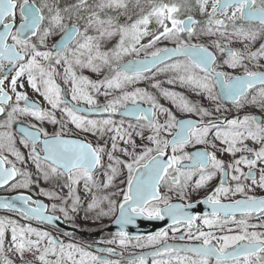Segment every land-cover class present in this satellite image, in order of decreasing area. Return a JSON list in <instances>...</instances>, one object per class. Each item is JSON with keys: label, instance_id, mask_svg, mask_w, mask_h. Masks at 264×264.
Segmentation results:
<instances>
[{"label": "snow or ice", "instance_id": "6c2138e0", "mask_svg": "<svg viewBox=\"0 0 264 264\" xmlns=\"http://www.w3.org/2000/svg\"><path fill=\"white\" fill-rule=\"evenodd\" d=\"M130 4L0 0V188L29 189L32 174L17 165L30 162L59 189L38 193L54 201L50 207L21 193L0 198V209L29 222L53 225L62 216L75 223L82 185L88 201L85 218L89 213L95 219L114 216L119 226L113 239L102 243L126 248L135 240V247H154L127 264H147L148 256L151 264H264V231L257 230L264 229V196L253 194L264 190V118H216L225 101L237 109L252 105L264 112V42L251 50L264 38V0H195L203 20L191 14L189 0H146V8L135 0L139 12H130ZM201 38L209 43L192 42ZM162 41L174 46L156 47ZM130 56L137 58L126 59ZM158 74H171L163 83L190 88L213 102L215 110L163 87ZM25 78L50 108L18 91ZM141 81H148L172 108L198 119L177 118L146 88L128 90ZM101 95L103 105L97 100ZM115 114L122 117L119 122L112 118ZM21 117L60 128L50 135L40 124L23 125ZM68 125L107 139L94 145L70 138ZM18 144L29 150L27 156ZM189 147L195 150L187 151ZM218 152L230 161L218 158ZM124 169L126 187L119 192L117 214L116 193L110 190ZM216 178L219 183L207 195L187 202ZM173 194L180 203L171 202ZM198 204L208 210L190 211ZM137 218H167L172 239L188 243L168 244L165 229L132 237L125 228ZM6 243L19 264H121L96 254L119 255L114 248L93 252L91 245L66 243L31 223L0 217V264H16L5 254Z\"/></svg>", "mask_w": 264, "mask_h": 264}, {"label": "rangeland", "instance_id": "374dc122", "mask_svg": "<svg viewBox=\"0 0 264 264\" xmlns=\"http://www.w3.org/2000/svg\"><path fill=\"white\" fill-rule=\"evenodd\" d=\"M171 2H176L179 3L180 0H170ZM169 2V1H166ZM189 2L193 5V11H196L197 8L195 6V0H189ZM181 18H184V14H181ZM203 19H205V17H203ZM202 19V20H203ZM17 20H19V16H17ZM152 27H155V25L153 24ZM263 39V38H262ZM262 39H258L253 45H252V49L251 50H256V48L259 47V44L262 43ZM192 42L194 43H209V41L206 38H201L199 40L194 39ZM174 45L172 42L169 41H162L161 43L157 44L156 47H165V46H171ZM233 46H239V45H233ZM154 50V49H152ZM143 57V53H141V56ZM256 62H253L252 65H250V67H253L254 64ZM260 63H264V60L260 61ZM224 71H228V72H232L233 74H240L238 71L232 70V69H228V68H224L222 69ZM85 75H90L93 79H96V76L94 74L85 72ZM171 74H158L156 76V79L160 80L162 82V86L169 88L170 90H174L177 91L179 93H182L183 95H185L190 101H192L193 103L196 104H202L204 107L209 108L210 110L214 111L215 110V104L213 102H210L206 99H204L201 96H197L190 88H185V87H181L179 84L176 85H168L166 83H163L164 81H166V79L170 76ZM62 84L63 82L60 81ZM22 83L24 84L23 88H18V91H23L26 92L28 96L34 98V99H39V101H42V103L44 104L43 107L44 108H50L49 105H47L46 101L43 100L42 97H40L36 92H34L27 84V80L26 78L22 81ZM64 85V84H63ZM65 86V85H64ZM67 86H65L66 88ZM134 87H141V88H146L149 92H152L154 95H157V98L159 100V102L168 108H171L172 111L175 113V115L177 116V118L180 117H185V116H193L196 117L194 115H188V114H184L181 113L179 111H177L175 108H172L171 102L168 100H165L163 97L159 96L158 93L156 92V90L152 89L149 86V82L148 81H141L138 84L134 85V86H129L128 90H132ZM98 103L99 104H104L106 103V98L104 96H98L97 97ZM22 103V102H21ZM146 105V104H144ZM224 110L221 108L220 112H223ZM238 113H243L245 114H253V113H261L264 116V112H261L257 107L252 106V105H247L245 106L243 109H237ZM57 119L60 118L61 114L59 111H56L55 113ZM107 117V114L104 115V118ZM98 118H101L100 116ZM97 118V119H98ZM112 118L114 120H116L117 122H119L122 117H116V116H112ZM3 119V118H2ZM125 124H127L129 122L128 119H125ZM20 120L25 123V124H29V123H37L40 124L44 127V129L51 135L53 132L59 130L60 126L59 125H53L47 121L44 122H37L35 121L33 118L31 117H21ZM134 123V121H131ZM68 128L71 130L70 131V136H76V137H81L86 139L87 141L91 142L92 144L96 145L97 143L99 144H103L104 143V139H107V137H105L104 139H100L98 136H94L91 133H82L79 130H76L72 125H68ZM15 131V128H14ZM147 134V133H146ZM19 139V137L17 136V140ZM137 143H140L139 138H136ZM123 146V145H121ZM18 147L20 148L21 152L27 156L28 153V149L24 148L22 145L18 144ZM220 152H218L219 154ZM116 155H120L119 153H116ZM126 159V158H125ZM104 162H107V157H104ZM18 167L24 168L26 167L27 170L32 174V179L34 181V183L32 184V186L29 189H16V190H12L10 188H6L3 191V194H12L15 192H19V191H25V192H29L31 195H33L36 198H41L43 200H45L49 207L51 206V204L54 202L52 200H50L48 197H45L43 195H39L38 193L40 192L41 189H43L44 191H53L56 190L57 192H59V189L56 188V182L54 180H49V181H45L42 177H40L35 169V166L33 164H31L30 162L25 166V165H17ZM127 174V170L124 169L123 172L114 180L113 182V187L111 188L110 192L111 193H116L112 198L113 199H117L118 197H121V195L119 194L120 190L123 189V181H125V174ZM210 186H207L206 188L202 189V191H206ZM201 191V192H202ZM255 191L258 192V194H263L264 190L262 189H256ZM67 190H64V193L66 194ZM81 195V200H82V205H81V210L78 212V214H75L73 216V220L75 221V223H73V221L69 220L67 222L79 226L81 229H84L85 231L91 232V231H95L97 228H102L104 225H106L107 223H109L113 216H107V217H103L101 219H95V213H89V218H85V209L87 207V199L84 195L83 192V188L81 185V191L79 193ZM117 201V200H116ZM58 203V202H57ZM58 214V213H57ZM0 217H8L10 219H16L18 220L20 223L25 224V223H31L32 227H36L38 229L41 230H46L52 233V235L58 237L59 239H63L66 243L67 242H74V243H78L81 244L82 246H88L91 244H96V243H87L85 241H79L76 238L71 239L70 236H68L67 234L56 230L54 228L48 227L46 225H42V224H38L35 221H25L22 220L21 217L16 214V213H10V212H0ZM62 217V216H61ZM253 223H255L256 221L253 220ZM87 224V225H86ZM262 230V229H260ZM9 238H10V232H9ZM113 237L108 238L107 240H112ZM136 244L135 240H132V242L129 244L128 247L126 248H121L118 244H108L110 247L114 248L115 251L119 252V253H126L129 251H133L136 248H140V247H135L134 245ZM7 248H8V244H5V254L12 260L16 261V264H19V257L18 255H15L13 253H9L7 252ZM94 252V250H92ZM97 254V253H96ZM28 259H32L31 254H26ZM147 264H151V260L147 261Z\"/></svg>", "mask_w": 264, "mask_h": 264}, {"label": "water", "instance_id": "95a60500", "mask_svg": "<svg viewBox=\"0 0 264 264\" xmlns=\"http://www.w3.org/2000/svg\"><path fill=\"white\" fill-rule=\"evenodd\" d=\"M0 198H11V197H0ZM17 203H19V202H17ZM193 210H194L195 213H201L202 214L204 211H206L208 209H206V206H200V207H197L196 209H193ZM155 221L156 222L149 223L146 226H142V220H140L139 218H137L135 224L126 226L125 231H127L130 236H141L143 232L148 233L150 231L152 232V231H155V230H159V225L160 224L157 222L158 220H155ZM53 225H56V226H58L60 228H63L65 230H68V231H72V229L69 226L65 225L62 222L61 219L59 221L54 222ZM109 230L119 231V226L114 223L110 227Z\"/></svg>", "mask_w": 264, "mask_h": 264}, {"label": "flooded vegetation", "instance_id": "af4514ba", "mask_svg": "<svg viewBox=\"0 0 264 264\" xmlns=\"http://www.w3.org/2000/svg\"><path fill=\"white\" fill-rule=\"evenodd\" d=\"M225 107V109H226V111H227V114H229V115H232L233 116V114H234V112H232L233 110V107L232 106H230V105H227V106H224ZM239 117H241V116H239ZM196 147H203V146H201V145H198V146H196ZM193 149H195V148H190L189 150H187V151H191V150H193ZM217 156H218V158H220V159H222V160H224L225 162H228V161H230V159H231V157L230 156H228L227 154L226 155H221L220 153L218 154L217 153ZM246 170V169H245ZM213 183H214V187L219 183V179L218 178H216V179H214V181H213ZM162 191H166L165 189H162ZM253 194H255V195H258V193L257 192H254ZM194 195V193L192 194V196ZM191 196V197H192ZM190 197V198H191ZM189 198V199H190ZM235 198H240V197H235ZM191 200H188L187 202H190ZM171 202H181L174 194L171 196ZM225 202H228V201H225ZM181 234V233H180ZM179 234V235H180ZM179 237V236H178ZM170 240H173V239H168L167 241H170ZM173 241H176V242H188L187 240H184V241H181V240H179V239H175V240H173Z\"/></svg>", "mask_w": 264, "mask_h": 264}]
</instances>
